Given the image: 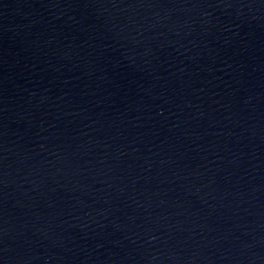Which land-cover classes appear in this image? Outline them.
I'll return each mask as SVG.
<instances>
[{"label":"water","instance_id":"95a60500","mask_svg":"<svg viewBox=\"0 0 264 264\" xmlns=\"http://www.w3.org/2000/svg\"><path fill=\"white\" fill-rule=\"evenodd\" d=\"M0 264H264V0H0Z\"/></svg>","mask_w":264,"mask_h":264}]
</instances>
